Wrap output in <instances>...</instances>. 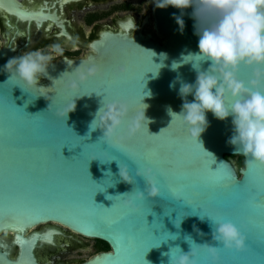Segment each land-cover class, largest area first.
<instances>
[{"label": "water", "instance_id": "1", "mask_svg": "<svg viewBox=\"0 0 264 264\" xmlns=\"http://www.w3.org/2000/svg\"><path fill=\"white\" fill-rule=\"evenodd\" d=\"M192 12L191 7L184 10L181 34L173 19L180 10L153 5L160 40L138 30L130 33L127 25L125 31L105 32L93 44L95 55L51 62L48 75L31 88L4 71L7 62L21 54L0 44V232H16L20 247L17 257L11 258V250L1 246L0 264H43L35 255L37 243L46 238L54 245L52 234L59 231L53 227L30 238L24 233L50 223L108 244L109 251L80 264H141L148 249L149 264H170L171 250L179 247L188 253L192 241L220 247L217 264H264V163L234 153L228 143L233 135L231 116L221 121L206 113L208 127L195 140L182 118L168 114L169 107L180 113L183 104L180 83L174 89L170 83L177 77L195 83L197 76L192 62L172 70L173 62L199 51ZM211 22L213 18L199 27ZM91 64L101 73L77 89L68 87L71 72ZM195 66L207 71L210 62ZM121 69L126 70L123 75ZM253 71L241 65L238 78L247 85ZM141 88L151 95L141 97ZM187 99L192 102L194 97ZM112 100H123L129 108L118 137L106 141L99 128L89 135L96 113L101 108L102 114ZM143 112L149 123L145 121L129 138L128 122ZM99 119L98 114L97 123ZM226 156L242 157L244 168ZM117 161L122 172L127 169L133 176L138 169H150L159 195L151 198L145 191L146 198L130 207L127 202L145 188V182L140 177L134 185L124 182ZM109 171L112 175H105ZM212 176L226 179L215 183ZM126 192L132 193L116 196ZM210 217L239 221L246 233L245 249H224L213 242ZM192 246L198 264H213L206 248Z\"/></svg>", "mask_w": 264, "mask_h": 264}, {"label": "clouds", "instance_id": "2", "mask_svg": "<svg viewBox=\"0 0 264 264\" xmlns=\"http://www.w3.org/2000/svg\"><path fill=\"white\" fill-rule=\"evenodd\" d=\"M153 3L159 9L171 6L180 10V15L173 14V19L181 34L185 27L184 10L193 8L192 17L196 20L194 34L199 37V51L184 56L180 63L173 62L172 64V70L176 71L183 63L192 62L197 76L195 83L183 82L179 77L170 83L169 87L173 89L177 82L180 83L179 96L183 104L180 113L172 111L169 107L168 114L172 119L182 118L190 136L195 140H198L208 127L206 113L211 112L216 119L221 121L231 116L233 135L228 143L234 146V153H240L245 157H251L252 160L264 163V87H262L264 86V0H153ZM207 16L213 17V22L203 28L199 27L201 18ZM53 54L62 55L60 45H51L47 53L35 50L10 59L4 71L11 73L10 79L14 74L27 87H36L39 79L48 75L47 69L54 59ZM186 57L194 58V60L186 62ZM196 62L200 66L201 62H210V66L207 71H200V67L198 70L195 66ZM241 65L254 69L253 79L247 85L238 78ZM125 71L121 69L119 74L123 75ZM71 73L73 78L69 81L68 87L77 89L88 80L98 76L101 69L96 64L79 65ZM189 95L194 97L192 102L187 99ZM144 105L147 108V105ZM103 107V113L100 114V108L96 113V118L91 122L89 135L99 128L103 131L102 138L110 141L118 137V129L124 124L129 108L123 100H112ZM98 114L100 115L99 123H97ZM145 121L149 123L144 112L142 115L137 114L129 121L128 137L131 138L138 134ZM164 129L166 128L161 129L160 133ZM118 166L119 176L124 182L134 185L133 181L137 177L143 178L145 182V188L136 191L134 198L127 202L130 207L146 198L145 191L151 198L159 195L157 181L150 169H138L133 176L127 169L122 172L119 162ZM109 174L112 175L110 171L105 173V175ZM109 187H115V183ZM130 193L126 192L116 196ZM109 197L113 196H107V199L111 200ZM210 219L213 242L224 249L235 251L245 249L246 237L236 224L211 217ZM200 220L203 221L204 217L200 216ZM197 231L199 235H205L198 229ZM185 239L187 242L192 241L191 237H185ZM193 244L197 248H206L213 264H217L220 247L209 243L200 245L193 241L190 244L191 251L188 253H184L179 247L173 248L178 249V252L174 253L173 249L171 250L170 264H198V252L193 248Z\"/></svg>", "mask_w": 264, "mask_h": 264}, {"label": "flooded vegetation", "instance_id": "3", "mask_svg": "<svg viewBox=\"0 0 264 264\" xmlns=\"http://www.w3.org/2000/svg\"><path fill=\"white\" fill-rule=\"evenodd\" d=\"M153 5V0H0V44L14 47L21 55L35 50L47 53L51 45L58 44L62 55L53 54L52 62H56L95 55L93 44L103 33L125 31L126 25L130 33L138 30L160 40L152 17ZM53 227L59 231L52 236L54 245L43 238L35 248L40 263H49L51 258L67 248L84 251L88 248L79 240L87 238L59 224L32 227L24 236L30 238L35 232L45 235ZM16 235V232H0V249L1 246L8 247L11 258H16L20 250ZM87 240L93 242L91 249L94 252L89 258L110 249L103 241Z\"/></svg>", "mask_w": 264, "mask_h": 264}, {"label": "rangeland", "instance_id": "4", "mask_svg": "<svg viewBox=\"0 0 264 264\" xmlns=\"http://www.w3.org/2000/svg\"><path fill=\"white\" fill-rule=\"evenodd\" d=\"M211 18L213 17H210V16L202 17L200 23H204L205 21H208ZM232 160L234 161L233 158ZM79 240H81L83 243L88 245V248L85 251L80 250L78 248H67L65 252L59 253L54 258H51L49 260V264H56L57 262H65L68 264H78L84 260H87L94 252L91 249L93 242L91 240L82 239V238Z\"/></svg>", "mask_w": 264, "mask_h": 264}, {"label": "snow or ice", "instance_id": "5", "mask_svg": "<svg viewBox=\"0 0 264 264\" xmlns=\"http://www.w3.org/2000/svg\"><path fill=\"white\" fill-rule=\"evenodd\" d=\"M145 78V77H144ZM144 78L141 80V84L143 85V81H144ZM148 93L144 92V88H141L140 90V96L143 97L145 95H147ZM213 180L215 183H219V182H222L223 179H226V177L224 176H212ZM207 216V215H206ZM232 222V221H231ZM234 223V222H233ZM237 225V227L241 230V232L245 235L246 233H244L243 231V228L241 227L240 225V222L238 221L237 223H234ZM149 250V249H148ZM148 250L144 253L143 255V258H142V262L141 264H149V262L147 260H145V255L146 253L148 252Z\"/></svg>", "mask_w": 264, "mask_h": 264}, {"label": "trees", "instance_id": "6", "mask_svg": "<svg viewBox=\"0 0 264 264\" xmlns=\"http://www.w3.org/2000/svg\"><path fill=\"white\" fill-rule=\"evenodd\" d=\"M226 157H227V158H233L234 161H235V163H236V165H237V167H238L239 169H243V168H244V160H243L242 157H238L237 159H235V157H233V156H231V157L226 156ZM106 248L108 249L107 244H106Z\"/></svg>", "mask_w": 264, "mask_h": 264}, {"label": "bare ground", "instance_id": "7", "mask_svg": "<svg viewBox=\"0 0 264 264\" xmlns=\"http://www.w3.org/2000/svg\"><path fill=\"white\" fill-rule=\"evenodd\" d=\"M52 236H53V234H52Z\"/></svg>", "mask_w": 264, "mask_h": 264}]
</instances>
